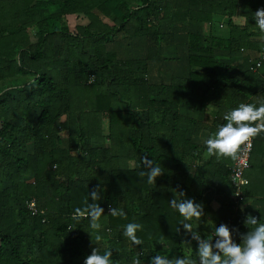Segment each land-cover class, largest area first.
Listing matches in <instances>:
<instances>
[{"label": "trees", "instance_id": "obj_1", "mask_svg": "<svg viewBox=\"0 0 264 264\" xmlns=\"http://www.w3.org/2000/svg\"><path fill=\"white\" fill-rule=\"evenodd\" d=\"M262 8L261 0H0V264H84L93 248L112 250L114 264L157 255L199 264L172 199L203 206L193 221L202 238L221 224L246 234L249 214L264 222V132L243 200L231 183L235 162L205 145L225 114L264 101V33L254 19ZM71 17L86 23L71 27ZM216 25L224 36L206 32ZM145 156L163 170L155 184L140 174ZM92 203L104 210L98 231L72 218ZM113 207L126 216H111ZM129 223L142 225L141 245L124 235Z\"/></svg>", "mask_w": 264, "mask_h": 264}, {"label": "clouds", "instance_id": "obj_2", "mask_svg": "<svg viewBox=\"0 0 264 264\" xmlns=\"http://www.w3.org/2000/svg\"><path fill=\"white\" fill-rule=\"evenodd\" d=\"M256 26L264 33V8L258 9L254 14ZM92 82L91 80L89 81ZM223 119L226 124L205 140L207 155L217 159H230L234 162L246 157L252 147V140L264 132V101L259 106L255 104L241 103L238 107L225 114ZM143 164L148 170L141 172V176H147L149 184H155L157 178L163 175L162 168L150 160L147 156L143 158ZM91 199L96 201L100 198V189L90 192ZM183 197L184 193H179ZM172 208L176 209L183 217L181 224L186 233L192 234V238L198 242L196 250L199 264H264V222L249 214L244 221L249 229L246 234L239 233L238 229L231 230L227 225L221 224L215 227L213 238H202L194 231L193 221H199L204 215L203 206L192 199H172ZM35 208V202L29 204ZM113 217H125L123 209L110 208ZM35 214V213H34ZM43 214V213H41ZM104 216V210L97 203L87 204L83 209L77 208L73 214V220L77 222L87 219L89 227L98 231L101 228L100 220ZM142 230V225L129 223L125 226L124 235L133 245H141L143 241L138 238L137 231ZM233 231L240 235L242 243L235 242ZM99 242L102 237H95ZM84 264H114L112 250L106 249L101 254L98 248H93ZM133 264H140L135 258ZM151 264H196L191 258L169 260L164 255L152 258Z\"/></svg>", "mask_w": 264, "mask_h": 264}, {"label": "built area", "instance_id": "obj_3", "mask_svg": "<svg viewBox=\"0 0 264 264\" xmlns=\"http://www.w3.org/2000/svg\"><path fill=\"white\" fill-rule=\"evenodd\" d=\"M263 58H264V54H263ZM261 65L262 63L258 62L255 67V70L259 69ZM253 147H254V139L252 140V147L250 151H248L246 157L240 161H236L231 168V183L234 190V197L235 199L238 200H243L244 189L246 186L249 185V179L246 176V172L251 168V154L253 151ZM32 202H35V200H32L27 204L28 209L31 211L32 215H37L38 208L36 202H35V208L29 207V204H31Z\"/></svg>", "mask_w": 264, "mask_h": 264}, {"label": "rangeland", "instance_id": "obj_4", "mask_svg": "<svg viewBox=\"0 0 264 264\" xmlns=\"http://www.w3.org/2000/svg\"><path fill=\"white\" fill-rule=\"evenodd\" d=\"M77 23H86V21H81V20L77 21V19L74 17L69 18V24L71 25V27H74ZM207 31H210V33L214 32L215 34L222 35V33L224 32V29H222L221 26L216 25V27H214V28L211 27L210 30H209V27H207L206 32ZM224 35L225 34H223L222 36H224Z\"/></svg>", "mask_w": 264, "mask_h": 264}, {"label": "crops", "instance_id": "obj_5", "mask_svg": "<svg viewBox=\"0 0 264 264\" xmlns=\"http://www.w3.org/2000/svg\"><path fill=\"white\" fill-rule=\"evenodd\" d=\"M261 1L264 2V0H261ZM221 20H222V19H221ZM258 176H259V178H260V179L262 180V182H263V185H262V187H263V186H264V174L261 172V173L258 174ZM260 182H261V181H260ZM262 187H261V189H262ZM260 191L262 192V190H260ZM260 191H258V192H260ZM241 205L244 206V207H242L243 209L241 208ZM241 205H240V208H241L242 211H244V210L246 209V207H247L249 204H241Z\"/></svg>", "mask_w": 264, "mask_h": 264}, {"label": "water", "instance_id": "obj_6", "mask_svg": "<svg viewBox=\"0 0 264 264\" xmlns=\"http://www.w3.org/2000/svg\"><path fill=\"white\" fill-rule=\"evenodd\" d=\"M244 207L243 205H241V208ZM243 209V208H242Z\"/></svg>", "mask_w": 264, "mask_h": 264}]
</instances>
